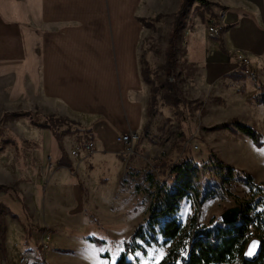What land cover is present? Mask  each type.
<instances>
[{"label":"rangeland","instance_id":"obj_1","mask_svg":"<svg viewBox=\"0 0 264 264\" xmlns=\"http://www.w3.org/2000/svg\"><path fill=\"white\" fill-rule=\"evenodd\" d=\"M207 2L200 5L188 0L179 13L181 0H165V13L147 23L152 30L141 46V74L148 93L143 123L133 132L131 143H122L123 168L117 187L109 192L100 189L107 176L92 174L103 163L93 159L96 145L91 129L53 116L60 118L58 129L66 132L54 140L48 129L35 125L52 115L10 110L12 106L5 101L8 87L0 82V185L8 186V190H0V246H6V254L0 250V255L4 264L114 261L148 215L150 202L144 193L148 169L162 179L168 168L184 157L198 165L215 158L252 177V171L228 162L226 144L239 137L250 138L237 125L254 131L260 144L264 138V106L258 101L264 93V52L252 55L230 47L225 33L218 40L208 37L207 24L217 21L214 18L217 14L221 17L225 6L220 0ZM175 27V67L167 74L165 53L171 50L170 31ZM241 55L249 59L248 65H243ZM145 72L151 84L145 81ZM83 129H89L90 134ZM88 141L93 143L91 149L83 146ZM72 149H78V154L71 155ZM55 158L64 163L69 160L74 171L59 167L61 164L51 160ZM225 189L227 198H210L199 209L200 222H207L205 215L212 220L206 227L211 236L218 228L239 225L218 219L237 203L247 201L254 207L252 213H264V186L255 194L234 179ZM192 209L195 213V205L187 207L181 222L187 223ZM137 243L144 249L134 253L139 264H156L171 246L160 236L150 245L141 240ZM10 245L18 255L9 252ZM103 252L111 255L110 260L99 256Z\"/></svg>","mask_w":264,"mask_h":264},{"label":"crops","instance_id":"obj_2","mask_svg":"<svg viewBox=\"0 0 264 264\" xmlns=\"http://www.w3.org/2000/svg\"><path fill=\"white\" fill-rule=\"evenodd\" d=\"M220 1L227 45L252 55L264 52V0ZM165 7V0H0V82L8 87L7 105L91 129L93 159L103 163L92 174L107 176L100 189L108 192L123 168V144L116 137L143 123L148 93L141 46L152 30L147 23ZM226 145L228 162L252 171L254 184L264 183V138L260 147L246 137ZM59 167L74 171L71 163ZM192 204L188 197L179 200L178 221ZM205 219L207 227L212 220ZM8 250L18 255L13 245Z\"/></svg>","mask_w":264,"mask_h":264},{"label":"trees","instance_id":"obj_3","mask_svg":"<svg viewBox=\"0 0 264 264\" xmlns=\"http://www.w3.org/2000/svg\"><path fill=\"white\" fill-rule=\"evenodd\" d=\"M195 1L200 5L208 3L206 0ZM187 2L188 0H181L179 13H183V8ZM177 31L178 27L170 31L169 49L171 50L165 53L167 74H169V70L172 71L175 67L174 40L176 39ZM148 77L145 72V81L151 84V80ZM258 101L264 106V93L259 96ZM12 116L17 117L15 113ZM55 119L56 117L52 116L43 123L38 122L35 125L48 129L53 139L58 140L66 132L59 130L57 127V122L60 121L58 120L60 118ZM236 127L241 133L243 132L250 137L256 146L261 145L260 137L249 127L243 125H237ZM83 130L90 134L89 129ZM60 162L59 164L70 167L68 161L67 163ZM144 176V182L146 183L144 193L150 202L148 215L143 223L137 226L117 258L109 262V264H139L138 259L134 257V253L137 250L144 251V249L137 243V240L150 245L151 242H156V236H160L164 244L171 243L168 253L156 264H176L179 250L184 245L185 240L191 237L196 221L200 218L199 209L206 200L213 197L227 198L228 191L225 187L229 186L234 179L255 194H259L264 186V184H254L250 175L234 169L215 158L208 159L198 165L192 158L184 157L179 162L172 164L168 168L166 175H164L166 177L162 179L155 177L153 169H148ZM0 190L6 191L8 186L0 185ZM184 197L190 198L196 207L195 214L188 218L187 223L178 221V218L174 216L178 211L179 200ZM236 206L240 209L238 218L235 222L230 223H238L239 225L232 229L218 228V232L214 236L209 235L205 227L202 230L205 235L204 239H198L197 233H195L189 258L184 264H264V234L257 235L261 240V251L257 260L249 262L243 258L245 246L249 241H247L245 232L250 222L249 215L254 207L247 201L237 203ZM253 213L257 214L256 212ZM257 215H261L264 218V213ZM88 240L91 241L93 239L89 238ZM0 250L4 252L1 246ZM99 256L107 260L111 258L108 252H103ZM37 264L48 263L38 261Z\"/></svg>","mask_w":264,"mask_h":264},{"label":"built area","instance_id":"obj_4","mask_svg":"<svg viewBox=\"0 0 264 264\" xmlns=\"http://www.w3.org/2000/svg\"><path fill=\"white\" fill-rule=\"evenodd\" d=\"M221 18L222 17H220V19H217V21H209V23L207 24L208 37L212 39H218L221 33H223L224 24L222 23ZM241 62L243 63V65H248L249 59L245 55H241ZM245 72L249 73V70L247 69ZM132 137H133V132H128V133H124L118 136L116 140L123 144H129L132 141ZM83 144H84L83 146L86 149H91L93 147V143L91 141L84 142ZM77 154H78V149L71 150V155H77ZM256 213L262 214L261 212H257V211ZM257 214L250 213L249 215L250 222H249L248 229L245 232L247 241L250 240L251 238L257 237V235L264 234V218L263 216L257 215ZM200 220H201L200 218L197 219L195 227L192 230L193 233L191 237L187 238L185 240L184 245L180 248L179 256L177 257L176 264H184L185 261L188 260L190 252H191L192 242H193V239H195V233H197L198 239L205 238V235L202 232V230L206 227V223L204 224L203 222H200ZM23 260L24 259L22 258L21 261Z\"/></svg>","mask_w":264,"mask_h":264},{"label":"water","instance_id":"obj_5","mask_svg":"<svg viewBox=\"0 0 264 264\" xmlns=\"http://www.w3.org/2000/svg\"><path fill=\"white\" fill-rule=\"evenodd\" d=\"M240 209L238 206L229 207L219 214V219L223 223L235 222L238 218ZM251 250V254H249ZM261 251V240L258 237L251 238L244 249L243 258L246 261L254 262L257 260Z\"/></svg>","mask_w":264,"mask_h":264},{"label":"snow or ice","instance_id":"obj_6","mask_svg":"<svg viewBox=\"0 0 264 264\" xmlns=\"http://www.w3.org/2000/svg\"><path fill=\"white\" fill-rule=\"evenodd\" d=\"M101 251H103V249H101ZM249 254H251V250H250ZM101 264H104V262H101Z\"/></svg>","mask_w":264,"mask_h":264},{"label":"flooded vegetation","instance_id":"obj_7","mask_svg":"<svg viewBox=\"0 0 264 264\" xmlns=\"http://www.w3.org/2000/svg\"><path fill=\"white\" fill-rule=\"evenodd\" d=\"M218 219H219V217H218Z\"/></svg>","mask_w":264,"mask_h":264}]
</instances>
